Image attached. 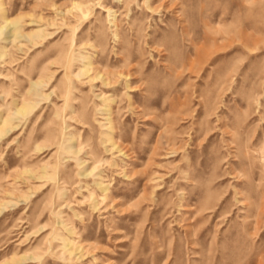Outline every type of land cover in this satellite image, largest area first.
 Returning <instances> with one entry per match:
<instances>
[{
  "label": "rangeland",
  "instance_id": "1",
  "mask_svg": "<svg viewBox=\"0 0 264 264\" xmlns=\"http://www.w3.org/2000/svg\"><path fill=\"white\" fill-rule=\"evenodd\" d=\"M0 264H264V0H0Z\"/></svg>",
  "mask_w": 264,
  "mask_h": 264
}]
</instances>
